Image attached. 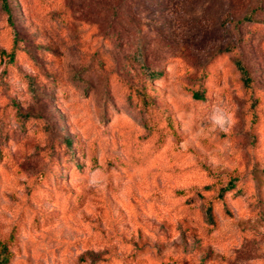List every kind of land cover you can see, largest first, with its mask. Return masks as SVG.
<instances>
[{
  "label": "rangeland",
  "instance_id": "374dc122",
  "mask_svg": "<svg viewBox=\"0 0 264 264\" xmlns=\"http://www.w3.org/2000/svg\"><path fill=\"white\" fill-rule=\"evenodd\" d=\"M7 2L8 264H264V0Z\"/></svg>",
  "mask_w": 264,
  "mask_h": 264
},
{
  "label": "trees",
  "instance_id": "16d2710c",
  "mask_svg": "<svg viewBox=\"0 0 264 264\" xmlns=\"http://www.w3.org/2000/svg\"><path fill=\"white\" fill-rule=\"evenodd\" d=\"M0 5L2 7V9L6 12L9 13L10 9H9V5L7 0H0ZM241 74H242V78L243 81L247 84L249 82V73L246 70V68L240 63V61L236 62ZM141 65L143 66L144 64L141 62ZM145 71L147 73L148 76L154 78V76L159 75L158 73L153 72L152 70L148 69L147 67H145ZM196 97L199 96L197 93H193ZM69 143V142H67ZM232 184H229L225 187H222L219 191V195H222L223 192H225L227 189L231 188ZM206 213H207V218L208 220H212V213H211V207H207L206 209ZM10 261V256L8 253V249L7 246L4 243H2L1 245V249H0V264H8Z\"/></svg>",
  "mask_w": 264,
  "mask_h": 264
},
{
  "label": "clouds",
  "instance_id": "9594fccd",
  "mask_svg": "<svg viewBox=\"0 0 264 264\" xmlns=\"http://www.w3.org/2000/svg\"><path fill=\"white\" fill-rule=\"evenodd\" d=\"M211 119L215 123L223 124V122H224V117L223 116H220V115H217L215 112L212 114Z\"/></svg>",
  "mask_w": 264,
  "mask_h": 264
}]
</instances>
